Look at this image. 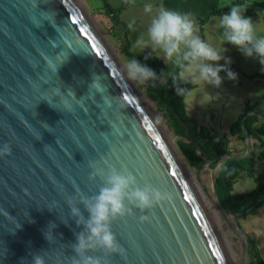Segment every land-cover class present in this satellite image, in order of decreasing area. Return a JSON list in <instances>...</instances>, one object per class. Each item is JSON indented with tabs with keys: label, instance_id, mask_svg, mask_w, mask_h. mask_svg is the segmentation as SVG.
Instances as JSON below:
<instances>
[{
	"label": "water",
	"instance_id": "water-1",
	"mask_svg": "<svg viewBox=\"0 0 264 264\" xmlns=\"http://www.w3.org/2000/svg\"><path fill=\"white\" fill-rule=\"evenodd\" d=\"M245 133L246 152L222 156L214 169L197 143L206 158L201 169L215 172L230 158L248 156ZM6 143L12 151L0 157V264H33L37 254L47 264H73L71 245L83 226L67 200L78 191L97 193L104 180L90 174L109 165L126 167L140 186L172 194L113 222L126 255L113 254L111 264H236L202 183L78 0H0V146ZM215 182L212 200L242 243L239 264H252L242 215L226 210Z\"/></svg>",
	"mask_w": 264,
	"mask_h": 264
},
{
	"label": "clouds",
	"instance_id": "clouds-1",
	"mask_svg": "<svg viewBox=\"0 0 264 264\" xmlns=\"http://www.w3.org/2000/svg\"><path fill=\"white\" fill-rule=\"evenodd\" d=\"M247 8V3L234 4L219 17L217 25L222 29L220 43L233 45L245 57L256 58L264 65V34L258 31V25L253 22L252 17L246 15ZM145 10L152 12L153 5L146 4ZM198 33L199 26L189 13L174 11L161 4L151 17L146 35L136 41V46L142 50L151 49L145 60L156 53V58L175 64L177 70L172 73L174 83H205L220 88L225 79L222 72L228 79H236L237 74L230 67L232 58L225 55L228 48L214 46ZM220 61L224 63H219ZM125 71L127 78L138 84L158 80L166 83L156 70L137 57L127 61ZM176 91L181 95L188 94V89L178 85ZM212 99L211 94L205 93L202 102H210ZM11 151L10 144L0 146V157ZM97 176L104 180L97 193L87 196L78 191L77 196L67 200L71 216L78 226H83V230L76 234V242L71 245L74 250L73 264H111L113 254L125 256L126 249L119 243L112 229L113 222L132 214L134 209L144 213L172 198L171 192L150 183L140 186L137 176L126 167H97L89 178L95 180ZM80 203H83L89 213L87 217L78 206ZM140 219L147 221L149 216L143 214ZM55 227V223H52L47 230L48 239L50 230L55 234ZM93 251H102L104 254L91 255ZM33 264L47 262L43 255L37 254L33 257Z\"/></svg>",
	"mask_w": 264,
	"mask_h": 264
},
{
	"label": "trees",
	"instance_id": "trees-1",
	"mask_svg": "<svg viewBox=\"0 0 264 264\" xmlns=\"http://www.w3.org/2000/svg\"><path fill=\"white\" fill-rule=\"evenodd\" d=\"M106 10V14L113 22L112 28L123 26L120 36L122 37L123 50L125 54L131 59L137 57L141 62L148 64L160 74L163 78L164 62L161 58H156V55L149 56L145 60V56L149 52L134 51L131 46L129 34L133 26L121 18L122 10L125 8L123 5L114 6L109 0H101ZM247 3L248 13L264 8V1L249 2L246 0H234L229 5L219 10L211 11L200 22L204 25L213 14L228 12L230 7L234 4ZM203 31V27H202ZM177 69L173 72H175ZM172 72V73H173ZM149 95L162 110L166 111L167 122L173 132L180 137L178 146L180 150L192 161L198 163L205 162V155L198 147L197 143L209 154L211 158L210 167L216 168L221 157L230 154L231 140L222 135L211 126L200 125L195 118L190 116L185 108V96L176 91L177 85L188 89V92L194 87L191 83H183L177 81L173 82L172 74L166 83L160 81H149ZM188 129L191 131L192 138L188 134ZM231 134L239 139L245 140L246 133L250 137L252 144L251 153L241 159L230 158L221 166L218 176L216 178L215 187L219 200L231 213H241L242 216H248L256 213L258 207L264 203V171H259L257 167L256 148L264 147V121L261 120L259 113L256 111V106L251 102H247L245 110L238 116L231 126ZM246 172L254 179L257 185L247 192H235L234 185L237 182L238 176ZM262 200V201H261ZM261 203L252 208L256 203ZM249 253L252 264H264V257L257 244V240L249 236Z\"/></svg>",
	"mask_w": 264,
	"mask_h": 264
},
{
	"label": "crops",
	"instance_id": "crops-1",
	"mask_svg": "<svg viewBox=\"0 0 264 264\" xmlns=\"http://www.w3.org/2000/svg\"><path fill=\"white\" fill-rule=\"evenodd\" d=\"M125 8L122 10L121 18L128 25L133 26L129 34L131 46L134 51L151 52L150 48L140 49L136 46V41L142 35H146L147 26L152 15L163 4L164 7L179 11L181 13H189L199 26V35L214 46H226L228 51L226 56L232 58L230 65L231 69L237 74L236 79H228L225 73L224 82L220 88H216L205 83L195 84L194 87L185 96V108L187 113L196 119L200 125L211 126L213 129L226 135L231 140L230 147L235 146L241 148V140L231 134V126L238 116L245 110L247 102H251L256 106V111L260 118H264V65L256 58L245 57L233 45H221L220 34L222 29L217 25L219 17L226 13L213 14L208 21L202 25L200 20L204 19L211 11L219 10L229 5L234 0H126ZM264 1V0H246ZM151 3L153 5L152 12L145 10V5ZM124 14H127L126 16ZM246 15L251 16L253 22L258 25V31L264 34V8L255 11L254 13L246 12ZM203 27V31H202ZM156 55V53H153ZM162 55V54H161ZM162 59V58H161ZM163 60V59H162ZM164 62L163 78L168 81L176 65L172 62ZM219 63H224L220 61ZM205 93L213 96L210 102H202V97ZM257 167L259 171H264V147L256 148ZM237 155L240 153L235 152ZM242 175V173H241ZM250 183L249 186H241L238 189L247 188V191L252 190L257 183L249 177L246 178ZM238 180V179H237ZM251 181V182H250ZM236 183L234 185L235 192L237 191ZM246 191V192H247ZM264 214V207L252 217H260ZM249 236L257 240V244L264 257V224L263 220L260 223L253 222L247 228Z\"/></svg>",
	"mask_w": 264,
	"mask_h": 264
},
{
	"label": "rangeland",
	"instance_id": "rangeland-1",
	"mask_svg": "<svg viewBox=\"0 0 264 264\" xmlns=\"http://www.w3.org/2000/svg\"><path fill=\"white\" fill-rule=\"evenodd\" d=\"M78 1L81 3V5L88 12L90 17L93 19V21L95 22V24L97 25V27L99 28V30L101 31V33L103 34L105 39L107 40L108 44L110 45V47L112 48V50L114 51V53L116 54V56L118 57L120 62L125 67V64L127 63V61L130 58L125 54V52L123 50L122 37L120 36V32H122L123 26L122 25L117 26L115 29L112 28L113 22L111 21L110 17L106 14V10H105L101 0H78ZM109 2L111 4H113L114 6H119V5L125 6L127 1L126 0H109ZM124 15L126 16L127 14H124ZM135 84H136L137 88L139 89V91L141 92V94L143 95L146 102L148 103L152 112L156 116L160 125L164 129V131L167 134L172 145L175 147L177 152L181 155V158H182L184 165L194 174L195 179L198 183V186L200 185L198 182V178H199L200 182L202 183V185L204 187L203 188L200 185L199 188H200L205 200L207 201L210 209L212 210L214 216L216 217V219H218V217H217L218 211L216 210V207L214 205L212 197H213L214 181L218 176L219 170L212 172V170L210 168H204L205 170L203 171L201 169L203 166V163H198V162H194V161L190 160L180 150V148L178 146V140L180 139V137L177 136L173 132V130L169 127L168 122H167L166 111L162 110L161 107H159L157 105V103L150 98V95L148 92V89H149L148 82L139 83V84L135 83ZM240 140H241L240 144L242 145V147L237 148L235 146H232L230 149V154H235V152L240 153V154H244L246 152L245 147H244L245 146V140L244 139H240ZM200 170H201V172H200ZM247 177H249L252 181H254V179L252 177H250L246 172H243L242 175L240 174L238 176V180H237L236 186H235L236 189H238L241 186L246 187V186L250 185V183L246 179ZM237 191H245L246 192L247 188H242V190L238 189ZM263 207H264V203L258 207L256 213L259 210H261ZM254 214H250V215H254ZM250 215L240 216V218H239V222L246 232H247V228L249 227V225L252 224L253 222L260 223L263 220V224H264V214L260 217H252ZM219 217L222 220H224L221 215ZM222 223L225 224V228H223ZM221 224L219 223V225L221 226L224 234L226 235V237H227V239L231 245V248H232V251L234 254V258L236 260L235 262H236V264H239L238 263L239 259H241L243 256L242 243L237 238H235L229 234L228 230L230 231V227L226 221L221 222ZM248 235H250V234H248Z\"/></svg>",
	"mask_w": 264,
	"mask_h": 264
},
{
	"label": "bare ground",
	"instance_id": "bare-ground-1",
	"mask_svg": "<svg viewBox=\"0 0 264 264\" xmlns=\"http://www.w3.org/2000/svg\"><path fill=\"white\" fill-rule=\"evenodd\" d=\"M175 148V147H174ZM176 150V149H175ZM177 151V150H176ZM178 153V152H177ZM178 155H179V157L181 158V155L178 153ZM181 160H182V158H181ZM183 162V161H182ZM205 168V167H204ZM202 169L203 171L205 170V169ZM202 171V172H203ZM207 179V178H206ZM214 205H215V202H214ZM216 207V206H215ZM216 210L218 211V209L216 208ZM218 215L220 216V214H219V212H218ZM217 215V217H218V219H217V221L221 224V222H225V220H222L219 216ZM223 224V228H225V224L224 223H222ZM221 224V225H222ZM237 251V250H236ZM236 261V260H235ZM239 263V262H238Z\"/></svg>",
	"mask_w": 264,
	"mask_h": 264
}]
</instances>
